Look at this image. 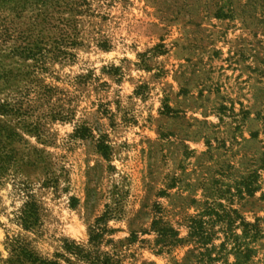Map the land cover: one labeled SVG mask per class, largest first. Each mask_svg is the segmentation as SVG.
Here are the masks:
<instances>
[{"label":"rangeland","instance_id":"374dc122","mask_svg":"<svg viewBox=\"0 0 264 264\" xmlns=\"http://www.w3.org/2000/svg\"><path fill=\"white\" fill-rule=\"evenodd\" d=\"M105 212L119 264H264V0H0V264H89Z\"/></svg>","mask_w":264,"mask_h":264},{"label":"trees","instance_id":"16d2710c","mask_svg":"<svg viewBox=\"0 0 264 264\" xmlns=\"http://www.w3.org/2000/svg\"><path fill=\"white\" fill-rule=\"evenodd\" d=\"M77 134L79 135V132ZM99 148L104 154H107L106 147L103 148L100 146ZM110 217V212H105L102 217L98 218L95 224L90 227L88 247L79 245L76 242L65 240L63 246L64 251L70 255L78 257L83 261L88 262L89 264H119L120 252L118 251L117 244L122 242H115L114 240H108L106 238L114 233V231L110 230L108 227V220ZM219 218L225 219L222 217ZM18 221L27 231L34 230L39 225V206L33 198L24 204L20 214L18 215ZM150 232L157 234V239L155 242L159 247V253H164L168 251L167 249L175 247L180 242H182V239L179 238V232L166 225L159 217L154 218L151 224ZM143 234H148V232L143 231ZM188 238H190L191 241H194L195 244H198L200 248H206V253L210 252V250L205 246L210 244L209 242L211 241V235L205 231L201 220H190ZM137 239V234L135 232H131L130 238L126 239V241L131 243ZM108 244L113 246L112 253L103 252L100 250L101 246ZM10 248L14 253L13 258L18 264H61L57 260H44L39 258L27 247V245L21 243L18 239H13L11 241ZM205 254L200 253V256L204 258ZM208 260L211 262L215 261L211 257H209Z\"/></svg>","mask_w":264,"mask_h":264}]
</instances>
